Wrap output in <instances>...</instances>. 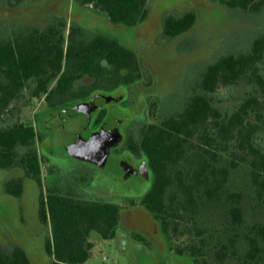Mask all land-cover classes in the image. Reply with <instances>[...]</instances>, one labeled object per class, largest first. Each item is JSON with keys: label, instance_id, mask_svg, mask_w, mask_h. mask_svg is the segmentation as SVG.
Returning <instances> with one entry per match:
<instances>
[{"label": "trees", "instance_id": "1", "mask_svg": "<svg viewBox=\"0 0 264 264\" xmlns=\"http://www.w3.org/2000/svg\"><path fill=\"white\" fill-rule=\"evenodd\" d=\"M24 1L14 0V4ZM99 1L115 20L130 21L138 16L134 10H142L146 2ZM221 2L230 9L253 13L264 10V0ZM192 23V14L184 23L172 19L167 32L175 35ZM12 34L0 39V167L19 164L27 177L41 184L35 125L22 120L4 125L1 120L13 109L15 100L48 92L65 61L67 70L74 71L85 65L86 58L92 66L101 65V59L117 57L121 51L113 40L101 34L88 36L84 31H77L68 42L65 29L55 32L39 25L15 29ZM263 60L264 36L255 39L245 52L211 62L188 99L162 109L156 107V130H148L143 137L142 145L156 169V183L142 202L161 220L168 236L190 235L189 243L177 244L175 250L189 255L193 264H229V253L235 249L234 257L239 250L240 238L236 237V248L231 251L227 243L221 244L210 232L204 217L208 211H218L226 226L239 231L244 225L245 190H234L230 185L233 172L242 164L249 166L256 201L264 203ZM242 84L249 91L233 108H225L219 89ZM45 185L39 210L42 222L51 229L45 241L49 264H84L92 255L93 235L115 238L123 206L88 198L75 186L66 187L61 181L46 179ZM21 190L18 185L8 187L17 196ZM242 236L245 245L241 264H261L264 224H254ZM29 263L30 256L22 247L0 251V264Z\"/></svg>", "mask_w": 264, "mask_h": 264}, {"label": "flooded vegetation", "instance_id": "2", "mask_svg": "<svg viewBox=\"0 0 264 264\" xmlns=\"http://www.w3.org/2000/svg\"><path fill=\"white\" fill-rule=\"evenodd\" d=\"M52 6L53 12L47 14L41 23L27 21L22 27L34 28L39 25L42 29H53L55 32L65 29L67 42L71 36L76 37L77 31H84L92 37L101 34L113 40L121 53L114 58V53L112 57H104L101 65L92 66L89 64L91 60L86 58L85 65L74 71L67 70L65 61L64 68L54 78L48 92L33 98H41L44 102L41 110L48 111L52 120L57 119L59 127L75 115L82 117L80 123H73L77 131L72 143L83 130L98 131L101 128L118 132L123 140L110 149L106 166L101 167L74 158L66 148L68 145L61 152L55 151L52 137L48 136L53 126L46 124L42 128L40 124L36 128L35 145L41 162L47 165L45 179L61 181L66 187L75 186L79 193L88 198L113 201L123 208L140 209L143 215L139 217L134 214L133 225L131 229L128 228V238L143 240L150 233L141 229L142 224L146 223L150 231L158 232L165 250L177 252L170 248V239L161 220L142 202L156 183V169L142 141L148 130H156L157 115L153 114L156 107L162 109L164 105L169 107V104L188 99L194 90L186 94L181 91L180 94V83L185 84L194 74L195 79L190 86L193 88L203 76L202 72L198 79L197 73L189 69L195 58L181 57L178 66L177 61H169L166 56L172 51L166 48L165 42L177 40L196 25L197 15L190 7V0H146L142 10H134L138 16L133 21L123 18L115 20L99 0H56ZM190 14L193 17L190 27L175 35L167 32L169 21L174 19L184 23ZM120 15L123 16L122 13ZM156 53H161V58H156ZM65 80L69 82L65 84ZM89 101H93L92 110L82 109L81 106ZM55 111L58 112L54 115ZM74 162L91 169L88 172L90 178L85 182H82L83 174H76V177L65 175L67 171L74 172L77 168ZM40 204L41 199L38 200V209ZM38 217L41 220L40 210ZM122 233L120 229L113 238L120 245L129 242L122 237Z\"/></svg>", "mask_w": 264, "mask_h": 264}, {"label": "rangeland", "instance_id": "3", "mask_svg": "<svg viewBox=\"0 0 264 264\" xmlns=\"http://www.w3.org/2000/svg\"><path fill=\"white\" fill-rule=\"evenodd\" d=\"M55 1L26 0L17 5L14 4V0H0V39L7 38L15 29H21L27 21L34 24L41 23V20L47 18V14L53 12L52 5ZM190 7L197 15L196 25L177 40L165 42L167 44L166 48L171 49L173 53L166 54V56L169 61H177L178 66L181 63V57L195 58V61L189 65V69L193 73H197L198 79L201 78L202 72L212 61L228 54L236 55L245 52L251 47L255 39L264 36V10H261L260 13H253L247 10L230 9L221 0H190ZM161 41L164 42V40ZM161 53H156V58H161ZM177 70L179 71V69ZM194 79V74H192L185 84L181 82L180 86L182 88L178 93L183 91L186 94L189 90L191 93L196 87V85L193 88L190 87ZM247 91H249L248 88L243 84L232 89H219L221 95L224 96L222 99L225 108L227 105L229 108H233L238 99L245 95ZM43 103L41 98L37 97L15 100L11 105L13 109L1 122L8 125L22 120L35 125L36 128L40 127V124L42 128L46 124H51L53 129L52 132L48 131V136L52 137V148L61 152L74 141L77 129L73 123L75 121L80 123L82 117L75 115L59 127L57 119H53V122L48 115V111L41 110ZM57 112L55 111L54 115ZM66 126L70 130H67ZM73 164L77 168L74 172L67 171L65 175L76 177V174H83L82 182L90 178L88 172L91 169L80 163L74 162ZM46 168L47 165L42 162V183L40 184L27 177L25 170L19 164L11 167H0V251L9 252L14 247H22L30 256L29 264L50 263V257L45 249V241L51 235V229L38 217V200L45 193ZM12 185L21 187L22 190L19 196L8 191V187ZM230 185L234 190H245L246 197L243 201V207H245L244 225L241 229L239 228V231L231 225L226 226L218 211H208L209 213L204 217V220L209 224L210 232L218 236L217 240L221 244L222 242L227 243L231 251L236 248V237L240 238L237 245L239 250L234 257L232 254L235 249L232 254L229 253L231 259L228 260V263L241 264L240 259L245 245L242 234L247 231L249 233L254 224H264V203L256 201L254 197L251 173L247 164H242L233 172ZM39 188L41 189L40 193ZM134 214L139 217L143 215L140 209L131 207H124L121 212L118 231L121 229L123 231L122 237L129 240V242L120 245L114 239H102L97 235H93L91 237L94 243L92 255L84 264H192L189 255L165 250L158 232L156 230L150 231L145 226L146 223L142 224L141 229L150 233L145 235L143 240H130L128 238V228L131 229L133 225ZM142 218L146 221L144 216ZM237 232L241 236L238 237ZM189 237L188 234L176 236L171 233L168 236L170 248L175 249L177 244L185 246L189 243ZM211 252L210 250L208 254ZM105 256L108 260H104ZM260 262L264 264V253Z\"/></svg>", "mask_w": 264, "mask_h": 264}, {"label": "water", "instance_id": "4", "mask_svg": "<svg viewBox=\"0 0 264 264\" xmlns=\"http://www.w3.org/2000/svg\"><path fill=\"white\" fill-rule=\"evenodd\" d=\"M81 108L91 111L93 108V101H89L87 104L82 105ZM122 140L123 137L121 134L106 130V128H101L98 131L85 129L80 134L79 138L66 148L74 158L78 160L95 163L98 166L105 167L110 149Z\"/></svg>", "mask_w": 264, "mask_h": 264}, {"label": "built area", "instance_id": "5", "mask_svg": "<svg viewBox=\"0 0 264 264\" xmlns=\"http://www.w3.org/2000/svg\"><path fill=\"white\" fill-rule=\"evenodd\" d=\"M104 260H108V258L105 256V257H104ZM110 264H113V263H110Z\"/></svg>", "mask_w": 264, "mask_h": 264}]
</instances>
